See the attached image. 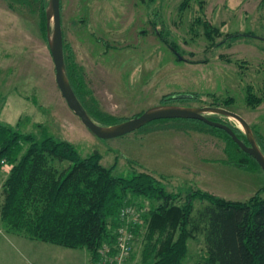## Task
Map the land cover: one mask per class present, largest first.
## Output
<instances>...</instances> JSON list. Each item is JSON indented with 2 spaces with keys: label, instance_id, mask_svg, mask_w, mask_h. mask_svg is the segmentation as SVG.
<instances>
[{
  "label": "rangeland",
  "instance_id": "rangeland-1",
  "mask_svg": "<svg viewBox=\"0 0 264 264\" xmlns=\"http://www.w3.org/2000/svg\"><path fill=\"white\" fill-rule=\"evenodd\" d=\"M61 18L66 56L83 78L89 108L125 120L166 103L220 106L242 115L264 142V0H61ZM197 18L221 33L210 40ZM44 31L37 4L0 0V124L37 139L62 138L82 156L100 153L104 166L116 163V175L150 172L180 195V203L190 188L227 200L264 197L261 167L248 159L231 161L229 148L239 151L224 129L202 120L159 119L117 137L94 134L61 93ZM249 91L262 98L256 106L246 100ZM172 93L196 96L168 99ZM206 115L238 128L245 140L234 117ZM203 204L195 200V207ZM149 207L147 199L142 213ZM38 243L35 252L13 246L18 255L31 257L30 264H46ZM74 251L88 256L86 249ZM132 251L126 264H146L142 242L135 241ZM205 257L203 236L189 238L182 264H202Z\"/></svg>",
  "mask_w": 264,
  "mask_h": 264
},
{
  "label": "trees",
  "instance_id": "trees-1",
  "mask_svg": "<svg viewBox=\"0 0 264 264\" xmlns=\"http://www.w3.org/2000/svg\"><path fill=\"white\" fill-rule=\"evenodd\" d=\"M24 1L39 6L47 37L49 0ZM203 23L204 33L210 40L221 33L209 21ZM165 42L178 53L173 42ZM64 52L68 78L89 115L103 125L122 121L96 107L89 108L82 95L83 78L66 56L65 41ZM195 96L172 93L167 98ZM246 100L256 106L262 98L249 91ZM235 131L240 130L235 128ZM222 132L239 151L229 148L231 161L248 159L259 166L227 132ZM255 137L264 152V142ZM3 158L6 164L1 168L7 176L2 188L0 216L8 232L68 248L87 249L91 259L96 260L104 244L117 240V231L123 222L121 210L133 206L142 213L143 203L148 199L150 207L140 214L141 223L133 228L134 244L137 240L142 242V260L146 264H182L188 239L198 235L203 236L206 249L202 264H264L262 196L236 201L202 188H190L185 201L180 203L177 201L180 195L169 191L163 180L150 172L116 175V163L104 166L100 153L82 156L73 143L62 138L47 135L37 139L15 126L0 124V166ZM196 199L206 204L195 207Z\"/></svg>",
  "mask_w": 264,
  "mask_h": 264
},
{
  "label": "water",
  "instance_id": "water-1",
  "mask_svg": "<svg viewBox=\"0 0 264 264\" xmlns=\"http://www.w3.org/2000/svg\"><path fill=\"white\" fill-rule=\"evenodd\" d=\"M47 38L55 64V76L62 95L70 108L78 115L83 124L100 138H112L135 131L153 120L189 118L202 120L210 125L224 129L238 146L253 156L264 171V152L259 146L252 127L248 121L237 112L220 106H182L178 104H160L144 110L138 115L111 125H103L95 121L87 112L76 95L66 72L64 35L61 18V0H49L46 9ZM53 27L51 29V23ZM207 113L222 114L237 119L244 128L246 141L241 139L234 128L221 121L209 118Z\"/></svg>",
  "mask_w": 264,
  "mask_h": 264
},
{
  "label": "crops",
  "instance_id": "crops-1",
  "mask_svg": "<svg viewBox=\"0 0 264 264\" xmlns=\"http://www.w3.org/2000/svg\"><path fill=\"white\" fill-rule=\"evenodd\" d=\"M7 176V173H4L3 170L0 173V183H4V180ZM1 190V188H0ZM2 191V190H1ZM2 202V192H0V206ZM35 242H39V248H44L45 253V263L46 264H61V262H76V264H89L91 255L88 251V256L83 255L79 256L77 253H74L76 249L60 246L57 244L49 245L47 242L31 240L24 236L13 234L8 232L3 225L0 216V264H30V256H21L15 252V246L22 248L23 245L27 246L33 252L36 251ZM53 246V247H50ZM64 247L65 249H62ZM34 254V253H33ZM35 255V254H34ZM23 259V260H22ZM53 259V261H49ZM61 261V262H60ZM129 262V261H128Z\"/></svg>",
  "mask_w": 264,
  "mask_h": 264
},
{
  "label": "built area",
  "instance_id": "built-area-1",
  "mask_svg": "<svg viewBox=\"0 0 264 264\" xmlns=\"http://www.w3.org/2000/svg\"><path fill=\"white\" fill-rule=\"evenodd\" d=\"M6 164V159L1 160L0 173ZM2 167V168H1ZM141 212L136 207L126 206L121 210L122 223L117 231V240L112 244L106 243L99 250V256L90 264H126L133 250L134 226L140 224Z\"/></svg>",
  "mask_w": 264,
  "mask_h": 264
},
{
  "label": "flooded vegetation",
  "instance_id": "flooded-vegetation-1",
  "mask_svg": "<svg viewBox=\"0 0 264 264\" xmlns=\"http://www.w3.org/2000/svg\"><path fill=\"white\" fill-rule=\"evenodd\" d=\"M245 141H246V139H245Z\"/></svg>",
  "mask_w": 264,
  "mask_h": 264
}]
</instances>
